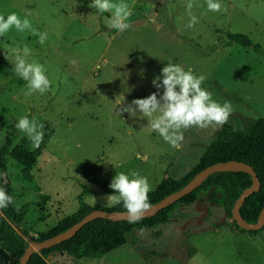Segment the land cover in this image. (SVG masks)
<instances>
[{"label": "rangeland", "instance_id": "obj_1", "mask_svg": "<svg viewBox=\"0 0 264 264\" xmlns=\"http://www.w3.org/2000/svg\"><path fill=\"white\" fill-rule=\"evenodd\" d=\"M125 2L132 11L130 27L119 32L108 27L109 13L88 6L92 0H0V15L27 16L48 35L43 45L38 36L15 28L0 36V144L9 136V149L22 145L36 154L29 170L6 155L0 173L10 182L13 206L28 205L16 228L27 240L73 213L80 195L90 206L114 205L104 197L115 194L109 184L116 173L135 171L152 190L163 177L179 178L198 161L219 127L182 129L184 139L173 148L146 118L118 115L120 107L157 91L152 80L169 61L206 77L202 87L233 108L227 123L244 129L264 118V0H217L226 12L191 0L199 21L192 28L189 0ZM136 20L142 22L134 25ZM227 33L245 34L259 48L227 44ZM24 48L27 62L43 65L51 82L43 95H27V82L13 72L15 55ZM24 116L45 126L38 149L15 127ZM125 238L98 258L57 254L47 262L264 264V229L238 231L220 207L207 203L181 207L167 224L133 229Z\"/></svg>", "mask_w": 264, "mask_h": 264}, {"label": "trees", "instance_id": "obj_2", "mask_svg": "<svg viewBox=\"0 0 264 264\" xmlns=\"http://www.w3.org/2000/svg\"><path fill=\"white\" fill-rule=\"evenodd\" d=\"M237 43L243 47L259 46L245 34L227 33V44ZM11 140L9 136L0 144V173L6 171L4 157L8 155L24 170L31 169L36 164V154L22 145L9 149ZM235 160L252 167L257 175L260 186L256 192L245 198L239 207V213L244 221L254 223L264 206V118L256 119L244 129L237 128L229 123L219 127L211 141L200 154L198 161L181 177H163L159 183L148 193L150 205L164 196L175 192L184 186L196 173L204 167L216 163ZM251 185V176L242 170H221L211 173L199 186L189 194L181 197L170 206L158 211L155 215L142 218L132 223L125 220L112 221L96 218L84 224L75 235L51 247L33 253L26 264H48L47 258L57 254H67L75 259H93L125 244V235L133 229L154 228L167 224L172 213L184 206L209 204L221 208L226 219L238 231L234 220H231V208L243 190ZM0 187H4L11 194L10 182L6 177L0 179ZM78 208L71 214L62 217L55 226L46 233H40L38 238L30 236L27 240L25 234L19 233L17 227L27 213L28 205L19 206V210L9 205L0 209V264H18L29 241L42 240L56 233L66 230L78 222L93 209L106 211L126 210L123 203L110 207L100 208L90 206L78 197ZM264 229L248 231L257 234Z\"/></svg>", "mask_w": 264, "mask_h": 264}, {"label": "clouds", "instance_id": "obj_3", "mask_svg": "<svg viewBox=\"0 0 264 264\" xmlns=\"http://www.w3.org/2000/svg\"><path fill=\"white\" fill-rule=\"evenodd\" d=\"M206 3L209 11H227V7L222 6L217 0H206ZM88 6L101 14H110L109 28L124 32L130 27L128 20L132 11L125 0H118V2L117 0H92ZM192 8L193 3L189 0L187 4L190 17L188 28L199 23L197 17L191 12ZM13 28L17 32L29 31L38 36V43L41 45L48 39L46 32L41 33L32 27L27 16L21 19L16 13L9 14L7 18L0 15V36ZM28 53V48L23 49V54L17 52L13 72L27 82V95L36 92L43 95L49 91L51 82L45 74L43 65L27 62ZM205 80L204 75L196 76L190 69L185 70L182 65L169 61L161 69L160 75L152 80L157 91L145 98L133 99L119 108L118 115L128 113L129 118L137 116L146 118L150 130L157 132L173 148H178L184 139L182 129L194 126L199 128L222 127L228 122L233 112L229 102L220 104L212 98L210 91L202 87ZM161 89H163L162 94H160ZM15 127L29 139L33 150L40 147L45 134L43 123L24 116L18 120ZM109 188L114 190L115 194L104 198L110 204L123 203L129 222L134 223L141 219L143 213L151 207L148 196L151 187L148 180L135 171L130 175L123 172L116 173ZM11 204H15L14 198L7 193L4 187H0V209H5Z\"/></svg>", "mask_w": 264, "mask_h": 264}, {"label": "water", "instance_id": "obj_4", "mask_svg": "<svg viewBox=\"0 0 264 264\" xmlns=\"http://www.w3.org/2000/svg\"><path fill=\"white\" fill-rule=\"evenodd\" d=\"M142 20H136L133 22L134 25H137L141 23ZM221 170H242L247 172L251 176V185L247 188H245L242 192V194L235 200L233 203V206L231 208V220H234L235 224L246 231H255L259 230L263 224H264V206L261 208L257 219L254 223H249L243 220L239 213V207L243 203L246 197H248L251 193L256 192L259 189L260 183L257 178L256 173L252 169L251 166L235 161V160H229L225 162H216L213 164H210L203 169H201L198 173H196L184 186H182L180 189L176 190L175 192H172L163 198H161L159 201L155 202L151 205V207L146 210L142 218H147L155 215L158 211L170 206L171 204L178 201L181 197L189 194L193 189H195L197 186H199L211 173ZM96 218H103V219H109L112 221L117 220H125L129 221V217L127 215L126 210L122 211H106L103 209H93L89 213H87L85 216H83L78 222L74 223L70 227H68L66 230L56 233L50 237L44 238L42 240H32L28 242L27 246L24 249L23 254L19 258L18 264H26L29 260L30 256L40 251L41 249L51 247L57 243H60L73 235L76 234V232L86 223L90 222L91 220H94ZM141 218V219H142Z\"/></svg>", "mask_w": 264, "mask_h": 264}]
</instances>
